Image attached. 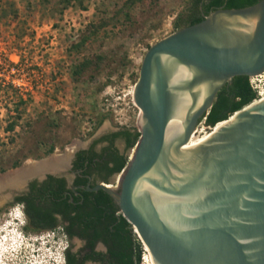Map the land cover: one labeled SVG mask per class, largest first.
I'll use <instances>...</instances> for the list:
<instances>
[{
  "label": "water",
  "instance_id": "water-1",
  "mask_svg": "<svg viewBox=\"0 0 264 264\" xmlns=\"http://www.w3.org/2000/svg\"><path fill=\"white\" fill-rule=\"evenodd\" d=\"M171 66L191 76L173 82ZM262 72L264 0L218 8L145 52L133 90L139 137L116 182L98 181L86 190L112 197L154 264H264V99L233 112L186 148L217 92L234 76ZM201 84L208 90L197 106ZM176 92L189 93L190 104L180 137L168 146ZM47 172L4 187L20 194Z\"/></svg>",
  "mask_w": 264,
  "mask_h": 264
},
{
  "label": "rangeland",
  "instance_id": "rangeland-1",
  "mask_svg": "<svg viewBox=\"0 0 264 264\" xmlns=\"http://www.w3.org/2000/svg\"><path fill=\"white\" fill-rule=\"evenodd\" d=\"M190 2L137 0L128 20L127 0H0V176L61 154L74 142L83 146L102 132L138 130L133 90L142 58L177 30L173 20L188 14ZM104 17L109 23L93 31ZM85 59L90 63L76 75L75 65ZM19 97L25 104L16 109ZM211 129L200 120L193 140ZM16 160L20 165L11 167ZM6 188H0V264H64L66 236L58 228L22 231L14 218L26 221L22 205H4L12 196ZM74 244L81 246L79 240ZM141 247L140 264H146L147 249Z\"/></svg>",
  "mask_w": 264,
  "mask_h": 264
},
{
  "label": "trees",
  "instance_id": "trees-1",
  "mask_svg": "<svg viewBox=\"0 0 264 264\" xmlns=\"http://www.w3.org/2000/svg\"><path fill=\"white\" fill-rule=\"evenodd\" d=\"M137 0H127L126 10L123 12L126 17H130L129 9ZM139 1V0H138ZM258 0H191L188 8V14H178L173 20L175 29L190 25L200 21L205 15L221 8H241L252 5ZM70 3V0H67ZM120 11V10H119ZM117 12L116 18L119 13ZM109 23V18L100 19L98 24L93 25L95 32L100 27ZM89 35H85L77 46L82 45ZM100 58V57H98ZM90 60L85 59L75 65L74 73L79 75ZM255 92L251 88L248 77L244 75L234 76L231 82L226 83L216 95V99L205 116V124L214 127L218 122L228 118L233 112L241 109L243 106L251 103L255 98ZM25 104V99L19 97L16 101V109L19 105ZM19 111V110H18ZM17 118L20 113H17ZM101 122V119L98 123ZM13 121L9 124V129L15 126ZM139 137L138 130L131 128H122L114 131L104 137L97 139L95 143L107 141V144L100 148L99 151H91L89 154L80 153L76 166L89 168V171L96 174L98 181L109 183L113 176L120 173L127 163L129 151L135 146ZM122 139L125 143L123 150L116 146V140ZM94 144L92 147H94ZM54 147H49L44 154H49ZM87 161L86 164L84 162ZM21 161L16 160L11 167L20 165ZM5 171L3 167L0 172ZM60 181V180H59ZM79 195H75L73 191L65 193L64 185L59 182L56 186L44 185L40 198L46 202L44 208L38 207L35 214H31L29 210V200L26 195L18 198V202L22 205L23 213L30 220L25 230L36 231L38 225L35 218H44L48 223L50 230L56 225L54 213H60L64 220L68 223L60 226L63 234H67L69 238L77 236L86 241L85 246L79 248L76 252H70L68 247L64 250L65 264H83L85 261H93L97 264H140L142 247L132 225L118 211L112 197L104 190L85 191L78 190ZM73 198V202L84 198L83 204L74 205L69 202V198ZM42 208V209H41ZM65 231V232H64ZM102 243L105 250H97L98 243Z\"/></svg>",
  "mask_w": 264,
  "mask_h": 264
},
{
  "label": "flooded vegetation",
  "instance_id": "flooded-vegetation-1",
  "mask_svg": "<svg viewBox=\"0 0 264 264\" xmlns=\"http://www.w3.org/2000/svg\"><path fill=\"white\" fill-rule=\"evenodd\" d=\"M122 128H118V129H114V130H109L106 132H102L99 135H96L94 137L91 138V140L81 146L79 145L78 147H75L69 154H71L69 160L66 163V166L64 165L63 168L59 169V170H55V171H49L45 174V176L41 179H39L38 177H34L31 180L28 181L26 188L23 192H21L20 194L17 195H12L10 198L8 197L5 202L4 205L6 204H13V203H19L18 202V198L22 195H26L28 197L29 203H28V207L29 210L31 212V214H35V210L38 207H42L44 208V205L46 204L45 201H43L40 198V195L42 192V187L44 185H53L56 186L59 182H62L64 185V189H65V193H68L69 191H73L75 195H79L80 192L78 190H86V187L88 186H93L95 183L98 182V180L96 179V174L94 172L89 171V168L86 166L83 167H78L76 166V162L78 161V157L80 153H84V154H89L91 151H99L100 148H102L103 146H105L107 144V141H100L98 143L94 142L101 138L104 137L114 131L117 130H121ZM121 141L123 144L125 143L122 139H117L116 140V146L121 149L118 146V142ZM94 144V147H92V145ZM125 145V144H124ZM65 151L61 154H64ZM87 161L84 162V164H86ZM60 180V181H59ZM69 202H73V198H69L68 200ZM84 202V198L79 199L77 202H73L74 205L77 204H83ZM1 206V205H0ZM41 208V209H42ZM56 222V225L53 228H58L60 233L63 234L62 229L60 228V226H64L66 225L68 222L66 220H64V217L60 214V213H54L53 214ZM38 225V230L36 231H42V230H50L51 227H48V223L44 218H35ZM29 219L26 217V222L27 225L29 223ZM65 232V231H64ZM65 236L68 240V245L67 247L70 249V252H76L79 248L85 246L86 241L83 239L78 238L77 236H73L71 238H69L67 236V234L65 233ZM74 240H79L81 242V246L77 249H75V244H74ZM99 244H102L101 242L97 244L96 249L97 250H102L99 247ZM103 245V244H102ZM104 247V245H103ZM105 248V247H104ZM83 264H97L96 262L93 261H85Z\"/></svg>",
  "mask_w": 264,
  "mask_h": 264
},
{
  "label": "bare ground",
  "instance_id": "bare-ground-1",
  "mask_svg": "<svg viewBox=\"0 0 264 264\" xmlns=\"http://www.w3.org/2000/svg\"><path fill=\"white\" fill-rule=\"evenodd\" d=\"M252 21L254 24L256 21V18H254ZM166 66H167V63H166ZM172 67L173 66H171L170 68L171 70H173V74H172L173 82H176V83L183 82L184 80H186L187 78L191 76V73L188 72L187 69L183 66H180L178 68L173 67V69ZM195 88L199 90V96H198V100L196 103V105L198 106L202 102V100L204 99L207 93L208 85L201 84ZM189 104H190L189 93L176 92L175 107H174L175 115L170 119V121L168 122L167 128H166V145L170 146L171 144H174V142H176L178 138L180 137L183 126H184V115H185V112ZM220 124H223V123H219L218 125ZM196 130L197 128L195 129L194 133L190 137V140L188 144L186 145V148H191L192 146H195L199 142H202L203 140H205L211 131L210 130L208 132H205L201 137L197 138L196 140H193ZM76 145H77V142H74L73 144L68 145L65 149L64 154H55L41 161L37 160V161L25 162L22 168H20L19 170L8 172L6 174L1 175L0 176V186L4 187L5 185L18 184L21 182V180L25 176L30 175V174L41 173V171H46V170L55 171V170H59L63 168L69 153L75 148ZM5 251L9 253V251L7 250ZM145 261H146V264H154L148 250L146 253Z\"/></svg>",
  "mask_w": 264,
  "mask_h": 264
},
{
  "label": "built area",
  "instance_id": "built-area-1",
  "mask_svg": "<svg viewBox=\"0 0 264 264\" xmlns=\"http://www.w3.org/2000/svg\"><path fill=\"white\" fill-rule=\"evenodd\" d=\"M248 81L251 88L256 94L253 101H259L261 99H264V72L249 76ZM201 120L204 121L205 117H203Z\"/></svg>",
  "mask_w": 264,
  "mask_h": 264
},
{
  "label": "clouds",
  "instance_id": "clouds-1",
  "mask_svg": "<svg viewBox=\"0 0 264 264\" xmlns=\"http://www.w3.org/2000/svg\"><path fill=\"white\" fill-rule=\"evenodd\" d=\"M23 212V211H22ZM19 217V218H18ZM17 220L18 226H20L21 230H24V227L26 226L27 222L25 220H23L20 216L14 217ZM55 231V230H54ZM57 234L60 233L59 229L56 232ZM66 248V247H65ZM65 248L62 250L63 251V261H64V250ZM65 264V262H64Z\"/></svg>",
  "mask_w": 264,
  "mask_h": 264
}]
</instances>
